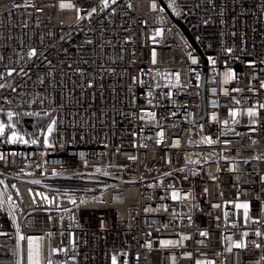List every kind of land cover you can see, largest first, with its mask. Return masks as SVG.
Wrapping results in <instances>:
<instances>
[{"label": "built area", "instance_id": "2783aa9c", "mask_svg": "<svg viewBox=\"0 0 264 264\" xmlns=\"http://www.w3.org/2000/svg\"><path fill=\"white\" fill-rule=\"evenodd\" d=\"M0 85V264H264V0H0Z\"/></svg>", "mask_w": 264, "mask_h": 264}, {"label": "snow or ice", "instance_id": "6c2138e0", "mask_svg": "<svg viewBox=\"0 0 264 264\" xmlns=\"http://www.w3.org/2000/svg\"><path fill=\"white\" fill-rule=\"evenodd\" d=\"M116 0H112V3H115ZM103 3H104V6L107 7L108 6V0H103ZM61 8H65V7H73V5L71 3H61L60 5ZM153 8H155V5H153ZM96 9L93 8L92 9V12H95ZM79 18V16H78ZM161 33L158 31L157 32V35H160ZM229 51H231V49H229ZM28 55L31 57V56H35L37 55L36 53V50L35 49H32ZM154 56V59H153V62L155 63V53L153 54ZM193 63H196L195 59L192 60ZM9 76L12 75V72L10 71L8 73ZM225 76L226 77H232L234 76V73L232 72H226L225 73ZM177 78H178V74H177ZM0 87H3V85H0ZM262 87H264V85H262ZM235 91H240V89H236ZM237 103H239V101H237ZM261 107H264V105H262ZM233 117L239 115L240 113L236 112V111H232L230 113ZM154 115V114H153ZM247 115L252 118V117H257L258 116V113L256 110H254L253 108H249L247 110ZM13 116V113L9 112L8 113V117L9 119L11 120ZM235 122V121H234ZM55 120L52 121V123L49 125V128H48V133L51 134V132L53 131V128L55 126ZM225 124H227V121L224 122ZM253 123H255V120H253ZM5 127L6 125L2 122H0V135H4V132H5ZM253 131H255V129H252ZM162 135V133H161ZM16 142H21V143H25L27 144L28 141L25 140L23 137L19 136L15 131L12 132L11 136L8 137V143H16ZM206 143H208L209 145H211L214 141L211 139V137H207L206 140H205ZM31 143L35 144L37 143L36 140H32ZM44 145L46 147H53L52 144L49 143L47 137H45L44 139ZM34 183H39V181H34ZM44 199H48L46 196L43 197ZM176 198V194L173 193V199ZM73 203H75V201L73 200L72 201ZM83 203V201H82ZM236 207L239 209V208H243L244 209V216H245V220H247L248 218V210H249V204L248 203H243V204H237ZM17 229L19 228V226L17 225L16 226ZM4 233L0 232V235H3ZM201 235H207L206 233H201ZM245 236H247L248 234L247 233H244ZM257 236H260L261 233L260 232H257L256 233ZM19 239L20 240H23L25 239V237L23 236H19ZM34 239H38V238H34V237H28V248H29V251H28V261H29V264H39V260L38 259H34L33 258V240ZM165 243H169V242H165ZM235 248H244L246 247V244L241 241V242H235L234 245H233ZM257 248L260 247L259 244L256 245ZM36 255L38 256L39 255V252H38V246H37V251H36ZM49 264H51V262H49ZM113 264H116V257H113ZM197 264H211V262H201V261H198Z\"/></svg>", "mask_w": 264, "mask_h": 264}, {"label": "rangeland", "instance_id": "374dc122", "mask_svg": "<svg viewBox=\"0 0 264 264\" xmlns=\"http://www.w3.org/2000/svg\"><path fill=\"white\" fill-rule=\"evenodd\" d=\"M9 112H11V113H13V116H12V118L13 117H15V116H17L18 118H19V120H21L22 119V117L25 115V114H27L28 112L27 111H7V112H1L0 111V122H2V123H4L5 125H6V127H5V129L7 128V129H9V128H11V126L13 125V122H12V118H11V120L9 119V117H8V113ZM6 120L9 122V125H7L5 122H6ZM4 121V122H3ZM36 127H37V129L38 130H45V137H47V139H48V137H49V133H48V128H49V126H46V121H40V122H38L37 124H36ZM13 131H15L19 136H21V137H23L24 138V135L21 133V128H22V125H21V123L20 124H18V125H16V124H14L13 125ZM12 131V132H13ZM12 134V133H11ZM25 139V138H24ZM240 204H243V203H240Z\"/></svg>", "mask_w": 264, "mask_h": 264}, {"label": "water", "instance_id": "95a60500", "mask_svg": "<svg viewBox=\"0 0 264 264\" xmlns=\"http://www.w3.org/2000/svg\"><path fill=\"white\" fill-rule=\"evenodd\" d=\"M46 117H35V116H26L23 119L22 125L26 127L29 131L34 132V125L37 122L45 120Z\"/></svg>", "mask_w": 264, "mask_h": 264}, {"label": "bare ground", "instance_id": "6f19581e", "mask_svg": "<svg viewBox=\"0 0 264 264\" xmlns=\"http://www.w3.org/2000/svg\"><path fill=\"white\" fill-rule=\"evenodd\" d=\"M37 246H38V239H34V240H33V247H34V248H33V255L36 256L37 258H39V256H40V249H39V247H38L39 255L37 256V255H36Z\"/></svg>", "mask_w": 264, "mask_h": 264}]
</instances>
